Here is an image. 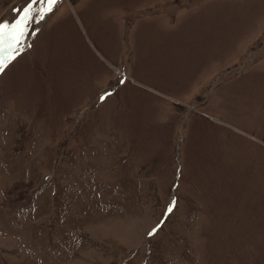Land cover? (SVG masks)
<instances>
[{
	"label": "rangeland",
	"instance_id": "rangeland-1",
	"mask_svg": "<svg viewBox=\"0 0 264 264\" xmlns=\"http://www.w3.org/2000/svg\"><path fill=\"white\" fill-rule=\"evenodd\" d=\"M58 3L0 74V264H264V0Z\"/></svg>",
	"mask_w": 264,
	"mask_h": 264
},
{
	"label": "snow or ice",
	"instance_id": "snow-or-ice-1",
	"mask_svg": "<svg viewBox=\"0 0 264 264\" xmlns=\"http://www.w3.org/2000/svg\"><path fill=\"white\" fill-rule=\"evenodd\" d=\"M34 4L43 5V7L34 8L32 7ZM53 5L57 8L60 6L58 0H31V3L23 9L24 19L12 24L0 22V74H3L9 64L20 55L31 23L44 20L46 14L53 12ZM27 46L30 47V45ZM174 204L175 202H173ZM171 210L172 207L170 206L168 211ZM150 235L152 234L150 233Z\"/></svg>",
	"mask_w": 264,
	"mask_h": 264
}]
</instances>
